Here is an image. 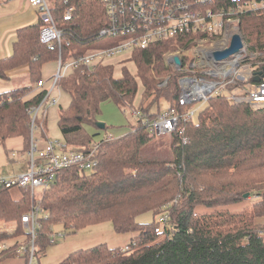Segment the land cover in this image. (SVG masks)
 Masks as SVG:
<instances>
[{
  "label": "trees",
  "instance_id": "1",
  "mask_svg": "<svg viewBox=\"0 0 264 264\" xmlns=\"http://www.w3.org/2000/svg\"><path fill=\"white\" fill-rule=\"evenodd\" d=\"M229 3L216 0L217 8ZM52 4L60 43L40 41L39 20L18 28L11 54L0 55V81L9 84L12 74L21 69L28 79L25 87L0 91V146L21 138L23 151L30 150V110L46 95L47 90L37 88L46 64L59 58L63 64L123 40L121 36L101 35L110 22L101 0H52ZM239 29L246 51L260 55L251 56V61L264 63V10L242 12ZM174 47L166 41L130 52L134 74L122 67L117 78L113 66L99 62L93 67L79 66L59 79L57 87L70 98L68 107L58 112L57 126L64 145L77 152L97 146V164L89 172L77 167L56 172L50 187L40 194L41 213L34 238L37 264L50 246L55 226L75 234L103 223H111L116 234H134L125 250L98 244L70 253L59 264H264V223L259 222L264 219V108L232 104L221 95L211 97L196 121L179 122L171 134L173 161L139 158L140 150L156 136L143 120L152 122L160 114V101L176 112L190 108L178 105L180 80L187 73L170 66L165 58L167 52L189 45ZM258 72L251 79L253 84L264 78L262 64ZM138 82L143 91L135 109ZM104 101L123 111H137L140 118L123 136L95 143L88 128L99 130L96 116ZM154 105L157 112L151 113ZM46 109L42 118L34 121L45 141ZM246 194L250 207L241 212L226 209L245 200ZM34 205L29 187L0 185V222L15 224L13 233H0V245H7L0 249V264L16 258L14 250L20 244L31 242L32 234L22 217ZM197 206L214 212L197 214ZM143 215H150L151 222H138ZM18 260L25 264L28 256Z\"/></svg>",
  "mask_w": 264,
  "mask_h": 264
},
{
  "label": "built area",
  "instance_id": "2",
  "mask_svg": "<svg viewBox=\"0 0 264 264\" xmlns=\"http://www.w3.org/2000/svg\"><path fill=\"white\" fill-rule=\"evenodd\" d=\"M34 8L42 22L39 30V39L42 43H51L55 40L60 43V32L57 30L52 17L53 4L49 0H25ZM226 7L217 8L216 0H101L109 17V24L101 30V35L111 37L121 36L123 40L107 49L97 50L90 54L70 58L67 62L57 61L58 71L51 78L52 88L47 92L38 107L30 110L32 122L31 131L36 130L34 121L38 118L39 109L46 103L49 106L57 104V99H50L53 89L58 88L60 78L67 75L68 69L79 66L93 67L105 59L111 58L125 51L144 50L150 45L160 42H170L178 47L189 45L190 50L177 49L166 55L170 66L187 73L180 80V95L178 105L190 106L184 112L166 109L152 122L143 120L150 133L155 135L172 134L179 122H194V119L203 105L214 96H224L232 104H247L253 108H264V78L256 84L251 79L249 67L258 69L262 62L251 61L255 56L249 54L243 45L239 54L221 62H213L209 56L211 52L223 51L230 45L233 35H239L240 14L246 10H264V1L251 2L242 5L240 0H229ZM69 11L66 13V17ZM210 41V47H204ZM187 50V51H186ZM189 52V55L186 54ZM193 56V58H191ZM180 60V67L173 62ZM187 58V59H185ZM251 65V66H250ZM44 82L39 81L37 88L45 89ZM133 118H140L137 111H132ZM97 146L85 152L70 151L59 142L47 143L43 149L37 150L36 142L31 140L27 163L28 171L10 180L0 179V185L5 187H29L35 205L30 213L22 217L24 226L32 234L29 245L20 244L14 250L16 258L28 256L25 264L35 262L34 238L37 228V218L41 213L39 203L40 194L50 187L55 173L70 167L89 172L94 169ZM12 157L15 154L12 153ZM40 194L36 197V189ZM160 221H165L161 218ZM63 230L53 232L49 244L54 245L56 239L64 238ZM1 244L0 249H6ZM126 248L122 249L125 250Z\"/></svg>",
  "mask_w": 264,
  "mask_h": 264
},
{
  "label": "rangeland",
  "instance_id": "3",
  "mask_svg": "<svg viewBox=\"0 0 264 264\" xmlns=\"http://www.w3.org/2000/svg\"><path fill=\"white\" fill-rule=\"evenodd\" d=\"M52 2V0H49ZM239 36H240V29H239ZM211 42L208 41L204 44V47H210ZM176 47H174L175 49ZM193 47L188 48L187 50L192 49ZM186 50V51H187ZM176 50L169 51L165 54V57L167 54L175 52ZM217 52V51H214ZM211 52V53H214ZM210 53V54H211ZM187 55H189V52H186ZM257 54H255L256 56ZM260 56V55H257ZM130 52L125 51L121 54H118L116 56H113L111 58L103 60L104 65H111L113 66V72L114 76L119 78L121 76V70L122 67H125L131 74H134L135 72V66L133 62L129 60ZM193 58V56H191ZM254 64V62H251ZM263 63V62H262ZM251 66V65H250ZM264 66V63L262 64ZM44 69L47 73L54 71H58V66L55 63H49L44 66ZM43 69V74H44ZM72 72L71 69H68L67 75ZM249 72H251L252 75L259 74L258 69H253L252 67H249ZM56 74V73H55ZM49 77V76H48ZM46 77L45 80V90H50L52 88V79ZM11 85H15L16 87H25L28 85V79L27 76L25 77H14L10 81ZM12 85V86H13ZM165 81L160 84V86H164ZM34 90L32 93L27 95L28 98H30L35 92ZM142 85L140 82L137 83V93L134 100V108L137 109L140 105L141 96H142ZM50 99H58L57 104L46 107V139H42L41 134L39 130H34L32 133V139L36 142L37 150L43 149L47 143H55L59 142L60 144L64 145V140L62 139V136L60 134L59 128L57 126V120H58V112L60 109H66L68 107L70 98L67 93H65L62 89L56 88L52 90ZM168 108V105L165 101L159 102L158 109L160 110V113L165 111ZM44 107L39 109L38 112V119H41L43 114L45 113ZM151 113L157 112V107L154 105L150 109ZM196 118L194 121H196ZM136 118L132 117L131 111H123L118 106H116L111 101H104L100 105V110L98 115L96 116V123L104 125V129L97 130L95 127H89L88 132L90 134H94V141L95 143H98L100 140L104 138H118L123 136L130 127H133L137 124ZM16 139V138H15ZM15 139H11V141L5 142L4 146H0V157L2 154H4V164L0 166V177L10 179V176H13L14 178L19 176L20 174L27 172V163L29 160V157L27 155L26 151H23L22 147L18 148L16 147V141ZM10 140V139H9ZM172 144V137L170 134H160L156 135L154 140L146 145L144 148L140 150L139 158L143 161H157V162H171L173 161V153L171 149ZM5 148L9 150L7 155L5 154ZM22 150V152H13L14 150ZM12 153L15 154V157H12ZM11 177V178H13ZM36 197L40 194V189H36L35 191ZM14 196L17 198L19 197V194L17 193L16 189L13 190ZM251 206V201L249 199H245L242 201H239L237 203L230 204L226 207V209L230 212H241L245 208H248ZM214 209H210L204 206H197L195 208V212L197 214H210ZM260 223H264V219L259 220ZM55 228V227H54ZM56 228H60V225H57ZM15 231V224L14 223H4L0 222V233H6L11 234ZM64 231V230H63ZM87 230L77 232L75 234H71L68 231H64L65 233V239L58 238L56 239L55 245L49 246V252L44 253L42 256H39V261L41 264H45L44 261L48 264H53L55 260H60L61 262L63 258H65L69 253L79 250V249H86L93 247L97 245L96 242H88L83 245H78L79 247H71L69 250V253H67L64 257H61L60 254L63 250V245L65 243H69L71 238L76 235V237L72 240L77 241L76 239L84 238L87 235ZM92 244V245H91ZM55 249H61L58 256H53L51 251ZM35 262H37L35 258ZM58 262V263H59ZM57 263V264H58Z\"/></svg>",
  "mask_w": 264,
  "mask_h": 264
},
{
  "label": "crops",
  "instance_id": "4",
  "mask_svg": "<svg viewBox=\"0 0 264 264\" xmlns=\"http://www.w3.org/2000/svg\"><path fill=\"white\" fill-rule=\"evenodd\" d=\"M38 21H39V16H38L37 11L34 8H32L28 4L27 1H25V0H0V55L3 57H6V56H9L11 54L12 44L15 41V35H16V31L18 28H20L22 26H26V25L35 24ZM55 64L57 65V62ZM43 69H44V67L42 68V81L44 83H45L44 79H46V77L49 76L48 78L50 79L55 75V73H57V72H55V70L47 73L44 69V74H43ZM25 72L26 71L23 69L15 71L12 74L10 81L14 77H18V76H20L21 78L25 77L26 76ZM10 81H9V84L0 81V91L3 89H7L9 87L15 86L13 84H12L13 85L12 86ZM44 86H45V84H44ZM57 101H58V99H57ZM15 140L18 141V143H16V147H18V148L22 147V149H23L22 139L16 138ZM8 141H11V139L7 140L6 142H8ZM6 152L8 153L9 150L5 148V154L7 155ZM13 152H22V150H20V149L14 150ZM4 158H5L4 154H2L0 157V166L4 164ZM0 172H1V170H0ZM11 177H13V176H10L9 178L10 179L14 178V177L13 178H11ZM0 179L10 180V179L1 178V177H0ZM151 220L152 219H151L150 215H143L137 219V221L141 222V223L151 222ZM54 229L56 231L63 230L61 225H60V228H56V226H55ZM84 230H87L86 231L87 232L86 237H84V238L80 237L79 239H76L77 241L72 242V240L76 237V235H74L71 238V240L69 241V243H65V245H63L64 247H63V250L60 254V256L62 255L61 257H64L67 253H69L68 249H70L71 247H79L78 245H83V244L88 243V242H90V243L96 242L98 244H106L108 246V248H112V249H114V248L124 249L128 246L131 238L134 236V234H132V233L116 234L112 228L111 223H103L100 225L90 226V227L83 229L81 231H84ZM81 231H79V232H81ZM65 236L62 239H65L66 238ZM50 246H52V245H50ZM86 249H88V248H86ZM60 250L61 249H58V250L55 249V250L51 251V253L53 256H58L60 253ZM75 251H77V250H75ZM46 252H49V247H47L45 253ZM59 261L60 260H58V261L55 260L52 263L57 264ZM44 263L47 264L45 261H44ZM3 264H20V261L16 258H11V259L6 260ZM38 264H41L40 261H38ZM48 264H50V263H48Z\"/></svg>",
  "mask_w": 264,
  "mask_h": 264
},
{
  "label": "water",
  "instance_id": "5",
  "mask_svg": "<svg viewBox=\"0 0 264 264\" xmlns=\"http://www.w3.org/2000/svg\"><path fill=\"white\" fill-rule=\"evenodd\" d=\"M243 47L242 40L238 34H235L232 36L230 45L227 49L223 51H217L214 53L209 54L211 60L215 63L225 61L229 59L230 57L237 55L240 53L241 49ZM173 62L176 66L180 67V60L178 58H174ZM256 82L258 81L257 79L255 80ZM96 127L98 129H104V125L96 123ZM244 199H247L249 197L248 194L243 196Z\"/></svg>",
  "mask_w": 264,
  "mask_h": 264
}]
</instances>
